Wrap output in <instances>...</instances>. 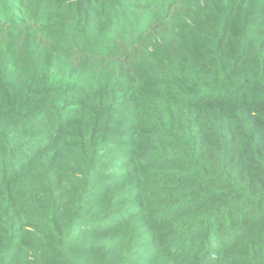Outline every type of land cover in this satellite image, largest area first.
Wrapping results in <instances>:
<instances>
[{
    "label": "trees",
    "instance_id": "trees-1",
    "mask_svg": "<svg viewBox=\"0 0 264 264\" xmlns=\"http://www.w3.org/2000/svg\"><path fill=\"white\" fill-rule=\"evenodd\" d=\"M0 264H264V0H0Z\"/></svg>",
    "mask_w": 264,
    "mask_h": 264
},
{
    "label": "rangeland",
    "instance_id": "rangeland-1",
    "mask_svg": "<svg viewBox=\"0 0 264 264\" xmlns=\"http://www.w3.org/2000/svg\"><path fill=\"white\" fill-rule=\"evenodd\" d=\"M33 24H34L33 21H31V22H30V25H33ZM33 27H34V26H33Z\"/></svg>",
    "mask_w": 264,
    "mask_h": 264
}]
</instances>
